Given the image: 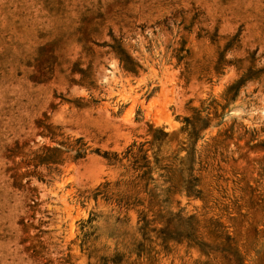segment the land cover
<instances>
[{
	"label": "rangeland",
	"instance_id": "374dc122",
	"mask_svg": "<svg viewBox=\"0 0 264 264\" xmlns=\"http://www.w3.org/2000/svg\"><path fill=\"white\" fill-rule=\"evenodd\" d=\"M0 264H264V0H0Z\"/></svg>",
	"mask_w": 264,
	"mask_h": 264
},
{
	"label": "bare ground",
	"instance_id": "6f19581e",
	"mask_svg": "<svg viewBox=\"0 0 264 264\" xmlns=\"http://www.w3.org/2000/svg\"><path fill=\"white\" fill-rule=\"evenodd\" d=\"M129 88V87H128ZM122 92V91H121ZM134 94V93H133ZM136 95V94H135ZM135 99V98H134ZM67 205V204H66ZM67 208V207H66ZM69 208V207H68ZM66 214V213H65ZM68 214V213H67ZM70 216V215H69Z\"/></svg>",
	"mask_w": 264,
	"mask_h": 264
}]
</instances>
